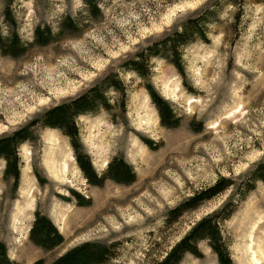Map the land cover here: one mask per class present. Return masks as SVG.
Segmentation results:
<instances>
[{"label": "rangeland", "instance_id": "obj_1", "mask_svg": "<svg viewBox=\"0 0 264 264\" xmlns=\"http://www.w3.org/2000/svg\"><path fill=\"white\" fill-rule=\"evenodd\" d=\"M95 1L98 18L87 16L83 0H0L2 33L9 5L25 42L41 23L54 32L69 15L80 24L77 32L16 59L0 55V138L115 73L126 89L125 113L115 105L118 93L109 94L114 117H79L77 140L98 176L122 160L135 180L90 185L69 140L38 123L34 139L17 150L16 187L3 176L0 160V244L8 260L50 264L88 242L116 245L105 264H156L199 221L231 203L235 211L219 224L222 243L232 264H250L247 247L264 252V183L244 197L237 190L264 164V0ZM204 11L213 12L205 25L208 43L195 39L180 49L183 75L167 54L151 57L145 76L119 70ZM147 85L171 105L177 127L160 124ZM220 178L234 185L167 221L168 212ZM35 211L53 223L61 245L43 250L31 243ZM198 249L200 258L187 254L179 264H218L208 242H198Z\"/></svg>", "mask_w": 264, "mask_h": 264}, {"label": "trees", "instance_id": "obj_2", "mask_svg": "<svg viewBox=\"0 0 264 264\" xmlns=\"http://www.w3.org/2000/svg\"><path fill=\"white\" fill-rule=\"evenodd\" d=\"M8 4V2H7ZM84 9L89 18H98L100 10L95 0H83ZM213 12H202L198 17L190 19L182 25L180 32H174L170 37L162 39L160 42L150 44L146 50L131 58L121 68V72H131L136 77L147 74V64L152 57L167 54V62L172 65L180 75H183V64L181 61L180 49L195 39L208 43L206 35L207 18ZM3 23L7 27L6 33H2L0 28V55L16 59L25 54L31 47H45L57 39L68 34H73L80 29V24L74 18L66 15L60 19L57 29L53 32L49 25L43 23L35 26L32 40L25 42L19 35L17 22L10 11V6L4 8ZM145 91L151 98L156 108L160 124L166 128H175L179 125L173 108L162 97L155 93L147 85ZM118 93L119 101L116 102L117 108L125 113L126 89L123 83L117 78V74L109 73L102 80L95 83L86 91L76 97L64 101L58 105L48 107L36 119L31 120L18 130L8 136L0 138V160L5 163L3 176L12 178L14 187L17 186L19 179V156L18 148L26 142L34 139L35 130L33 128L39 123L40 127L57 130L69 140L73 150L74 160L82 176L92 186H102L105 180H110L117 184L129 185L135 180V173L131 167L122 160H113L107 170L101 176L95 172L90 158L82 152L78 143V127L76 120L84 115H96L106 112L111 117L113 106L110 104L109 94ZM150 149H155L151 142H146ZM249 179L237 190L239 195L245 196L247 192L255 188L256 182L264 183V164H259L255 171L250 173ZM233 180L220 178L214 185L202 192L195 193L191 198L185 200L175 209L167 214V221H176L186 211L197 209L203 203L213 197L223 193L233 186ZM77 195V194H75ZM84 201V200H83ZM82 204V202H79ZM234 204L225 205L218 213L209 215L199 221L190 231L176 243L163 261L156 264H179L185 255L189 254L196 258L201 257L198 249V242H208L211 250L215 253L218 264H232L225 244L222 243V235L219 224L227 220L235 211ZM220 213H225L221 215ZM31 243L43 250H52L61 245L63 237L59 234L53 223L39 212H34L33 222L29 231ZM115 244L83 243L74 247L62 256L58 257L50 264H105L114 256ZM0 264H18L11 262L7 258L5 245L0 244ZM33 264H45L38 260Z\"/></svg>", "mask_w": 264, "mask_h": 264}, {"label": "bare ground", "instance_id": "obj_3", "mask_svg": "<svg viewBox=\"0 0 264 264\" xmlns=\"http://www.w3.org/2000/svg\"><path fill=\"white\" fill-rule=\"evenodd\" d=\"M262 248L260 247L258 249L257 247V251H252L251 246L246 248L245 256L246 258H249V254H250V259H249L250 264H263L264 263V252Z\"/></svg>", "mask_w": 264, "mask_h": 264}]
</instances>
